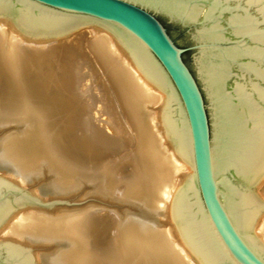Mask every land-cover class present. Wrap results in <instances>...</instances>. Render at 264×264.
Returning <instances> with one entry per match:
<instances>
[{"label": "water", "instance_id": "water-1", "mask_svg": "<svg viewBox=\"0 0 264 264\" xmlns=\"http://www.w3.org/2000/svg\"><path fill=\"white\" fill-rule=\"evenodd\" d=\"M0 17L36 37L97 24L159 87L163 127L193 170L173 219L200 264H264L253 191L264 176V0H0ZM0 175V226L16 209L53 207ZM0 264H36L0 240Z\"/></svg>", "mask_w": 264, "mask_h": 264}, {"label": "bare ground", "instance_id": "bare-ground-1", "mask_svg": "<svg viewBox=\"0 0 264 264\" xmlns=\"http://www.w3.org/2000/svg\"><path fill=\"white\" fill-rule=\"evenodd\" d=\"M86 27L92 30V40L90 51L85 49L83 53L91 59L95 72L92 77L98 75L99 89L94 86V91L86 89L70 97V93L66 94L69 81L57 80L63 74L56 78L51 62L44 65L64 43L58 40L62 37H36L21 30L14 19L0 17V94L5 100L0 103V125L14 126L0 139V170L21 183L32 182L47 171L52 180L43 185L44 194H68L88 183L98 195L137 209L118 217V235L108 249L94 235L92 213L73 209L49 213L16 208L0 226V235L4 233L2 239H20L31 245L56 243L54 252L41 255L45 264H200L173 219L174 196L193 170L165 134L161 118L165 96L112 35L97 24ZM73 46L71 41L65 48ZM24 58L28 59L26 66ZM77 72L81 76L82 70ZM87 97L105 101L99 113L93 110L98 118L89 114L90 108L81 102H86ZM158 104L160 107L156 108ZM111 112L117 119L112 125L111 119L101 118ZM57 114L60 133L68 147L85 155V150L92 152L93 158L99 159L110 152L108 149L117 151L134 142L128 156L134 164L132 173L124 175L115 168L86 170L73 163L70 155L71 158L59 151V137L54 132ZM80 115L82 118L76 122ZM74 128L78 130L76 135L87 132L88 139L83 135L78 140L74 132L71 135ZM253 191L264 203V176ZM164 220L171 222L168 228L163 227ZM254 233L264 245V211L254 219Z\"/></svg>", "mask_w": 264, "mask_h": 264}, {"label": "rangeland", "instance_id": "rangeland-1", "mask_svg": "<svg viewBox=\"0 0 264 264\" xmlns=\"http://www.w3.org/2000/svg\"><path fill=\"white\" fill-rule=\"evenodd\" d=\"M91 32H92L91 28L85 26V27H82L80 29H77L76 31H73V33H71L70 35H68L66 37L59 38L58 40L61 41V42H64V43L59 48H57L52 55H50L49 59L51 61H49V59L45 55L41 54V56H43V57L45 56L46 57V61L48 59V62H44L45 63L44 65H47V64H49V62H51L50 64L52 66L50 65V67H53V68H50V69L51 70L53 69L52 72H53V74L57 75V76L55 75L56 78H58L60 76V74L61 75L63 74L67 78V79L65 78L66 79L65 80L63 78L64 76L62 75L57 80L58 81H63V80L64 81H69V82L66 83L67 84L66 94L70 93L69 94L70 97H73V95L75 93L77 95H79V93L81 91H85L86 89H89L90 91H94V89H93L94 86H95L94 88L97 87V89H99V84L97 85V83H96V82H98V83L100 82L99 78L97 77L98 75H96V76L94 75V77H92L95 72L91 68V62H89V61H91V59L86 54L83 53V51L85 49L90 51V44H91V40H92V33ZM71 41L74 44V46H73L74 49H75V47H77V48H79V50L75 49L76 50L75 51V50H73V47H70L68 49L65 48L67 46V44L71 43ZM59 44H57V47H58ZM82 47H84V49ZM69 49H70V51H69ZM81 50H82V52H81ZM73 51H75V52H73ZM77 51H79V52H77ZM69 53H71V54H69ZM78 54L80 56H78ZM71 56H72V58H71ZM83 57H86V58H83ZM24 60L22 59V62L26 66V64L28 62L27 61L28 59L24 58ZM67 60H68V62H67ZM86 61H88V62H86ZM84 62H86V63H84ZM69 63H71L72 66ZM0 64H1V59H0ZM62 65H64V66H62ZM65 65L68 66L69 69ZM82 65H84V66H82ZM25 66H24V68L26 70ZM87 66H89V68ZM84 67H85V69H84ZM70 69H71V72L68 71ZM78 69L82 70L81 76L77 75L78 74V72H77ZM83 69L85 71H83ZM63 70H65L64 71L65 73H62ZM89 70L92 71V72H90ZM66 72L67 73L69 72V73L67 74ZM74 72H76V73H74ZM83 72H85L86 74H89L91 77L89 75H85V77L87 76L86 77L87 79H86L84 77L85 73H83ZM82 76H83V78H82ZM25 77H23L24 80H25ZM77 77H80V78H77ZM90 78L91 79L93 78V79L91 80ZM71 79H73V80H71ZM77 79H78L79 82L77 81ZM81 79H83V80H81ZM94 79H95V82H94ZM85 81H86V83H83ZM91 81H93V82H91ZM71 82H72V84H71ZM89 84H91V85H89ZM85 85H86V87H85ZM87 85H89V86H87ZM97 89H95V91H97ZM67 91H70V92H67ZM90 98L87 97V98H85L86 102H84V100H81V102L83 104L86 103V105L90 108L89 109L90 111H87L89 114H91L95 118H98L97 115L99 116L98 113H99V111H101L102 106L105 103V101L103 99H101V100L98 99L97 100L96 98L92 97L91 99H93L96 104L98 103V105H96ZM4 101L5 100L1 97V94H0V103H3ZM92 104L97 106V109L95 108L94 105L92 106ZM99 104L100 105L102 104L101 107L99 106ZM98 106H99V108H98ZM155 107L158 108V107H160V105L158 104ZM57 110H58V108H56V111ZM93 110L98 112V113L95 112V114H96V115L94 114L95 116L93 115V113H94ZM111 114H112V112L109 113L108 116H106L104 114L101 118L104 119L103 117H105L107 120L111 119L110 120L111 121L110 124L112 125L113 124L112 121H116L117 119H115L116 116H115L114 113L112 115ZM59 115L60 114H57V116H55V119H54L55 124H57L56 126L59 127L58 129L56 127L55 131H54L55 134L57 133L56 135H58V137H59V142H58L59 143L58 144L59 145V151L62 154H65L67 156L70 155L72 158L70 156L69 157L72 159L73 163L75 162L76 165L83 166L86 170L87 169L89 170L91 168H93V169L97 168L99 170H103V169H107V168H111V169L115 168V169H119V171H121L122 174L124 173V175H125V173L126 174H129V173L131 174L132 173V170H133L132 168H134V166H133L134 164L132 162V158L128 157V156L130 155V153L134 149V142L127 143L121 149H119L117 151H113L111 149H108V151L110 150V152L108 153L106 151L107 154L100 156L99 159L98 158H93L92 155H91L92 152L88 153V151L85 150V152H87V154H89V156L91 155L89 157L87 154L85 155V153L83 154L79 150H74L73 148L71 149V146L68 147L67 141L64 140L63 134L60 133L61 132L60 131V124L58 125V121L60 119ZM81 118L82 117L80 115L77 118H75L76 119L75 121L79 122ZM75 121H74V123H75ZM103 121H106V120H103ZM116 122L114 123L115 126L118 125ZM13 127L14 126L11 125V124L9 126H7V125L1 126L0 125V139H2L1 138L2 136H6L8 133H10L11 131H9V130H13ZM75 127L78 128L79 130L82 128L81 125L75 126ZM75 130H76L75 128H74V130H72V129L70 130V131H72L71 135L74 132L73 136H75V137L77 136L78 140H81L84 137H85L84 139L87 138V136H88L87 132L78 133V135H79L78 136V135H76ZM76 131H78V130H76ZM130 132L133 133V130L130 129ZM58 133H60V135ZM68 134L70 135V132H68ZM120 134H121V132H120ZM83 135H84V137H83ZM91 151H93V150H91ZM129 161H131V162H129ZM129 168H131V170ZM0 175L5 177V178H7V179H9V180H11L12 182H14V183H16L18 185H20L21 187L29 190L32 194H34L42 202H47V201H51V200H55V199L56 200H68L69 202H82V203H78V204L58 203V204H55L52 208L33 204V205L24 206L22 208V210L23 209H27V208H30V209L32 208V209H37V210H41V211L43 210V211L49 212V213H54V212L56 213L57 211H62V209L63 210L66 209L68 211L69 210L71 211L73 209V210H78V211L91 212L92 213V219H93V221L95 223L94 224L95 225L94 226V230H95L94 235L96 236L98 243H100L101 246H103L104 248H107V249L111 247L112 242L115 240V238L118 235V228H119V224H120V222L118 220V217L122 216L126 211L130 210L131 212H135V210L137 209L136 206H133V205H130V204H126V203H122V202L120 203L117 200H115V201L114 200H109L108 198H106L104 196L98 195L97 193H95L93 191L92 186L90 184H88V183H83L80 188L74 189V192L70 191V192H68V194L67 193H64V194H61V193L60 194H50V193L49 194H44L41 191L43 185L46 184V182H49L50 180H52L51 174L49 172H47V171H44L43 173H40L39 174L40 176L38 178L36 177V179H34L32 182H27V183H21V181L15 179V178H12L11 176L6 174L2 170H0ZM110 201H112V202H110ZM170 223H171L170 221L164 220L163 221V225H164L163 227L168 228L171 225ZM3 235H4V233H2L0 235V240H9V241L15 242L17 244H20V245L28 247L29 251L31 252V254L33 256L34 261L36 262V264H45L41 260V255H48V254L50 255L52 252L55 251V248L57 246L56 243H50V244L44 243V244L31 245L29 243H25L24 241H21L20 239H13V238H4V239H2ZM109 244H110V246H109ZM107 249H105V250H107Z\"/></svg>", "mask_w": 264, "mask_h": 264}]
</instances>
